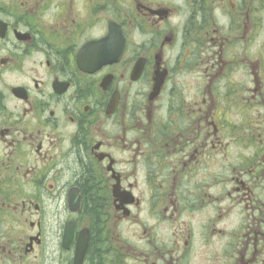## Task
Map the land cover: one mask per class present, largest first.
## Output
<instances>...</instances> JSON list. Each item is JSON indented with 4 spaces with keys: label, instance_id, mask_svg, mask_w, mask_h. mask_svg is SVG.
I'll use <instances>...</instances> for the list:
<instances>
[{
    "label": "flooded vegetation",
    "instance_id": "obj_1",
    "mask_svg": "<svg viewBox=\"0 0 264 264\" xmlns=\"http://www.w3.org/2000/svg\"><path fill=\"white\" fill-rule=\"evenodd\" d=\"M81 233L82 264H264V0H0V264Z\"/></svg>",
    "mask_w": 264,
    "mask_h": 264
},
{
    "label": "trees",
    "instance_id": "obj_2",
    "mask_svg": "<svg viewBox=\"0 0 264 264\" xmlns=\"http://www.w3.org/2000/svg\"><path fill=\"white\" fill-rule=\"evenodd\" d=\"M86 204H87V206H94V208L91 209V211H92V215H93V222L95 223V228H96V220H97L98 214H97V210L95 208L96 199L94 198V196H92L91 194L87 195ZM99 254H100L99 249H98L97 244H96L95 239H94L92 241L91 247L89 248V257H91L93 264H97L96 262L99 261Z\"/></svg>",
    "mask_w": 264,
    "mask_h": 264
},
{
    "label": "water",
    "instance_id": "obj_3",
    "mask_svg": "<svg viewBox=\"0 0 264 264\" xmlns=\"http://www.w3.org/2000/svg\"><path fill=\"white\" fill-rule=\"evenodd\" d=\"M73 237H74L73 233L71 235L66 234L65 243L66 244L67 242L70 243L73 240ZM78 242L79 243L76 248L73 264H82L83 262L85 251L87 248V242H88L87 235L85 233H82Z\"/></svg>",
    "mask_w": 264,
    "mask_h": 264
}]
</instances>
